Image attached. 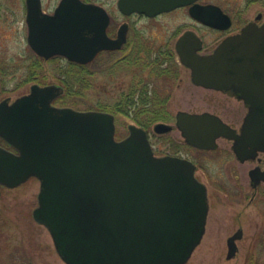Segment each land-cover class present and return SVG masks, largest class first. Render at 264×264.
I'll return each instance as SVG.
<instances>
[{
	"label": "water",
	"instance_id": "obj_1",
	"mask_svg": "<svg viewBox=\"0 0 264 264\" xmlns=\"http://www.w3.org/2000/svg\"><path fill=\"white\" fill-rule=\"evenodd\" d=\"M190 1L118 4L125 12L154 15ZM40 2L26 0L28 40L46 58L63 54L88 63L100 49H114L126 39L124 31L117 39L107 35L109 16L100 5L62 0L50 16ZM193 14L219 28L231 22L215 4L195 5ZM185 38L177 47L193 81L233 89L249 106L240 132L215 113L178 110L176 124L185 140L213 149L218 138H232L242 160L264 152V23L249 22L207 56L184 59ZM61 93L56 84H33L12 103L0 102V136L17 149L0 146V184L13 188L33 176L40 180L33 216L49 229L67 264H186L204 237L209 213L207 186L196 177L192 160L155 155L148 132L136 123L117 139L115 114L54 105ZM154 129L164 133L173 125L158 121ZM251 176L264 181V169L253 168ZM242 236L238 229L227 239L229 258Z\"/></svg>",
	"mask_w": 264,
	"mask_h": 264
},
{
	"label": "rangeland",
	"instance_id": "obj_2",
	"mask_svg": "<svg viewBox=\"0 0 264 264\" xmlns=\"http://www.w3.org/2000/svg\"><path fill=\"white\" fill-rule=\"evenodd\" d=\"M56 1L44 0L47 7H52ZM91 1L111 9L116 2ZM206 1L224 6L237 22L254 18L259 11L264 12V0ZM25 13V0H0V99L13 101L29 93L31 86L38 83L60 85L64 94L66 79L72 77V85L68 86L72 95L66 98L67 103L64 105L61 101L62 94L55 99L54 105L81 110H113L115 103L129 94L139 79L144 78V83L150 84L147 90L166 99L163 106L167 118L160 121L173 125V129L166 133L154 131L159 120L145 128L150 132L155 153H171V150L186 152L198 162L196 174L208 190L210 207L205 234L186 264H264V182L253 185L249 173L257 161L241 163L233 152L232 142L224 138L218 140L216 149L200 151L190 148L176 125L178 110L193 113L209 111L239 128L247 112L243 101L197 86L190 78V70L181 64L174 66L161 62L163 67L160 69L170 70L169 75L158 76L157 71L142 69L136 64L138 43L131 49L130 59L117 62L114 60L123 52L113 56L102 54L85 65L72 64L62 56L41 59L28 42ZM182 21L186 19L181 12L164 15L151 24L136 19L138 27L146 25L153 30L150 32L158 43L157 47L163 50L167 47V37ZM194 28L204 37L206 50H212L225 34L200 26ZM152 72L154 75L149 78L148 73ZM81 79L85 80L83 84ZM235 106L239 110L233 112ZM150 116L144 113L141 119L146 120ZM115 117L116 136L124 138L129 134V124L134 122L122 114L116 113ZM39 187L40 180L34 177L18 187L1 186L0 264H67L55 249L49 229L34 219L33 211L39 204ZM237 229L243 230V236L237 239L236 254L229 258L227 239Z\"/></svg>",
	"mask_w": 264,
	"mask_h": 264
},
{
	"label": "flooded vegetation",
	"instance_id": "obj_3",
	"mask_svg": "<svg viewBox=\"0 0 264 264\" xmlns=\"http://www.w3.org/2000/svg\"><path fill=\"white\" fill-rule=\"evenodd\" d=\"M60 1H62V0H57L56 4L53 5L52 7H47L44 0H41L40 3L42 6L43 13H46L50 16H54L56 14V10L60 4ZM82 1H85L88 3H97V2H94L91 0H82ZM118 1L119 0H116L115 5H114V7H112V9L106 5H103L100 3H97V4L102 5L105 8L104 10L107 11L108 16H109V19H108L109 22L107 25V35L111 39H117L119 37L120 33L124 31L126 33V39L119 47H116L114 49L113 48L100 49L97 52V55L95 56L94 60L102 54H108L109 56H113L117 52H123V55L119 56L114 61L117 62V60L130 59L131 56H129V55L130 54L132 55V52H133V51L131 52V49L133 48L134 44L138 43L139 44V51H137V53H138L139 58L137 60L142 62L141 66H140L142 69L145 68L147 70H154V69L163 67L161 62H166V63L168 62L174 66H179L181 64L190 70V74H191L190 78H191L193 83H194V81L192 79V69H191V67H188V65L186 66V64L183 63L182 54L180 53V50L177 47L179 40L181 39L182 36H185L186 38H185V41L180 45V49H182V51L184 52V59H189V58H191L190 56H192L193 53L194 54L199 53L201 55H206V56H207V54L213 53L215 51V49L217 48L218 44L221 43V41H223L226 37H228L230 35H235L236 33L241 32L243 27L246 26V24H248L249 22H255V23H257V25H262L264 23V12L263 11H259L254 18L247 19V20H241V21L237 22L235 16L230 14V12L227 11V9L224 6H222L220 4H216L215 2L206 1V0H195V1L191 0L190 2H187L184 5L180 4V5H177L176 7L161 11V12L154 14V15H149L146 12L137 11V10H134V11L133 10L132 11L127 10L128 12L127 11L125 12L119 7ZM249 2H250V0H249ZM249 2H247V3H249ZM25 3H26V0H25ZM210 4H212V5L215 4L216 6H219L221 8V11L223 14H228L231 17V22H230L229 26L224 27V28L211 26V25H208V24L202 22L201 20H199L195 16H193L194 15L193 14V8L195 5H202L203 6V5H210ZM175 12H178V13L181 12L183 14V18L186 19V21H182L178 26H176V28L173 30L170 37H167L168 39L165 43V45L167 47L165 50L161 49L160 47H157L158 43L156 42L153 34L150 32L153 30H150L149 27H147L146 25H144L143 27H138V24L136 23V19L138 18L139 20H143V21L151 24V23H153V20L155 21L156 19H159L162 16L164 17V15H170L172 13L174 14ZM26 13H27V3H26ZM26 17H27V14H26ZM87 18H90V20L93 22L96 19L95 16H89ZM27 25H28V35H27V39H28L30 28H29V24H27ZM195 26H200L203 29H209L211 31H215V32H219V33H225V34H224V37L220 41H218V43L212 48V50H206L207 49L206 41H205L204 37L202 35H200L199 32L194 28ZM134 33H135V35H134ZM90 35H92V34H90ZM133 35H134V37H133ZM28 42H29V40H28ZM35 54L38 55L39 58L44 59V60H49V59H52L54 57L62 56V55H54V56H51L49 58H46L44 56L39 55L36 51H35ZM62 57L69 60L72 64L74 63L75 65H83L82 63L77 62V61H72L65 56H62ZM94 60H92V61L94 62ZM92 61H90V62H92ZM197 86L207 88V89H213L217 92L227 94L228 96L235 98L239 102L243 101V103H244L243 106H245V108L247 109V112H248L247 104L245 103V101L242 98L239 97V94L235 90H233V89L219 90V89H215V88L205 87L202 85H197ZM151 91L152 90H150V92ZM3 99H0V101H2ZM8 100L10 101V99H8ZM237 110H239V107L235 106V108L233 109V112H235ZM247 112H246V114H247ZM245 115H244L243 121L245 119ZM219 117H221V116H219ZM221 118H223V117H221ZM223 120L225 122H227L228 124H230L231 127H234V125L232 123H230L229 121L225 120L224 118H223ZM176 121H177V117H176ZM243 121H242V124H243ZM166 123H168V122H166ZM241 127L242 126H239V128L238 127H234V128H236L237 131H240ZM148 134H149V138H150V132L149 131H148ZM182 135H183V133H182ZM221 138H224L225 140L232 142V146H233L232 138L231 139L226 138V137H221ZM186 144L188 146H190V148L192 147V148L198 149L200 151L211 150V149H206V148L200 149V147L191 145L187 141H186ZM0 146L5 147L9 150L15 151V148H13V146H11L9 143H7L2 138H0ZM218 146H219V144H218ZM171 151H172L171 153L167 152L165 154H158V155L160 156V155L169 154V155H173V156H178L180 158L192 160V162L196 166L195 170L197 171V169L199 168V164L196 160H194V158L192 159L186 152H184L182 150H174V151L171 150ZM233 152L235 153L234 149H233ZM235 155H236V153H235ZM236 158L241 163L257 161V164L255 166H253V168L254 169L255 168L264 169V166H262L264 163V153H262V152L257 153V155L254 157H250V158H247L244 160L238 158L237 155H236ZM253 168H251L249 171L250 176H251V171L253 170ZM196 176H197V174H196ZM250 178L252 180V184L254 183L256 185L258 183H261V182H256L255 180H253L252 176Z\"/></svg>",
	"mask_w": 264,
	"mask_h": 264
},
{
	"label": "trees",
	"instance_id": "obj_4",
	"mask_svg": "<svg viewBox=\"0 0 264 264\" xmlns=\"http://www.w3.org/2000/svg\"><path fill=\"white\" fill-rule=\"evenodd\" d=\"M138 65L141 66L142 62L137 61ZM85 68L82 70L84 71ZM162 69V70H161ZM157 68L154 71H157V75H168L170 70L166 68ZM152 73H148L149 78L152 77ZM82 84L85 82L84 79H81ZM145 79H139V83L133 86V89L130 90L129 94H125L121 97L119 101H117L114 105L113 110L105 109L106 111H110L113 113H118L125 115L136 122L137 124L143 126L144 128L150 127L149 124L152 122H157L158 120H164L167 118V112L164 110L163 104L165 103L166 99L157 96L153 92H150L148 89L149 84L144 83ZM66 88L65 93L60 96L61 101L65 105L67 103L66 98L70 97L72 94L70 88L68 86L72 85V77L66 79ZM83 88L85 87L82 85ZM68 89V90H67ZM153 93V94H152ZM144 113H148L150 116L149 119L142 120L141 116Z\"/></svg>",
	"mask_w": 264,
	"mask_h": 264
}]
</instances>
